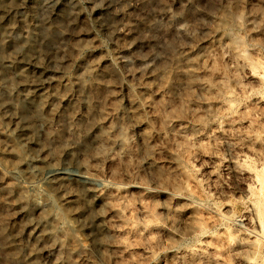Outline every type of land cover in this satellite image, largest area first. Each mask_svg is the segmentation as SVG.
I'll return each instance as SVG.
<instances>
[{
    "label": "rangeland",
    "instance_id": "374dc122",
    "mask_svg": "<svg viewBox=\"0 0 264 264\" xmlns=\"http://www.w3.org/2000/svg\"><path fill=\"white\" fill-rule=\"evenodd\" d=\"M36 1L10 0L18 9L7 15L13 29L0 54L12 60L32 36L33 64L61 84L62 110L75 104L80 120L92 114L80 101L75 78L86 67L108 70L111 93L93 118L120 122L127 141L113 145L108 158L98 156L91 139L75 153L104 196L107 244L102 255L94 232L79 226L86 216H72L69 225L86 253L71 259L264 264V0H54L49 7L42 4L48 0ZM61 10H70L64 32L45 35L43 22H55ZM232 36L238 40L233 46ZM75 38L81 45L72 52ZM176 53L187 57L178 69ZM164 68L166 78L158 75ZM28 89L13 84L6 92L15 101ZM14 123L0 128V149ZM63 125L64 115L51 121L54 129ZM67 158L62 156V169L76 190L82 183ZM8 183L26 185L33 202H0L4 231L25 225L15 240V261L0 229V264H28L30 247L36 264H59L63 250L56 240L27 236L43 226L46 185L40 178L28 185L0 164V188ZM66 228L58 221L55 233Z\"/></svg>",
    "mask_w": 264,
    "mask_h": 264
},
{
    "label": "bare ground",
    "instance_id": "6f19581e",
    "mask_svg": "<svg viewBox=\"0 0 264 264\" xmlns=\"http://www.w3.org/2000/svg\"><path fill=\"white\" fill-rule=\"evenodd\" d=\"M53 1L48 0L42 4L49 7ZM9 3L10 0H0V48L4 46V40L13 29L10 22L6 20L7 15L18 9L17 5L11 6L8 5ZM36 3V0H31V4L36 5ZM68 15L70 10H61L55 22H43L42 29L45 35L57 34L59 38L64 32ZM224 22L225 18L220 20V23L224 24ZM230 41L232 46L238 43L233 36L230 37ZM79 45H81L79 39L75 38L70 45L71 51L73 52ZM34 48V39L28 36L21 50L15 53L12 60L0 54V128L5 122L7 124L10 120H15L13 133L8 134L6 149H0V164L8 168L13 175L21 174L28 185L34 184L37 178L43 181L46 185L45 200L47 201V207L40 212L43 226L37 231L30 229L27 236L34 242L56 240L63 250V257L59 264H77L71 258L85 255L86 245L75 237L74 230L69 225L72 216H86V221H83V224L79 223V226L94 232L93 239L102 255L105 253L107 243L104 239L105 216L101 206L104 196L101 191L91 185L96 178L89 173L87 165L75 157V153L85 149L91 139L94 140L98 156L108 158L113 145L123 147L127 141L120 122L106 123L103 115L97 117L98 119L93 118L94 114L102 108L101 100L108 98L111 93L106 88V82L110 78L108 70L95 71L86 67L75 78L74 84L80 101L87 108V112L92 114L90 120H80L74 116L75 104L62 110L60 103L65 95L62 94L61 84L46 78V70L42 65L33 64ZM186 58L185 54L176 53L172 57V63L178 69L179 64L187 61ZM166 69L158 71V75L166 78L168 74ZM16 76L20 79L15 80ZM13 84L25 85L29 88L15 101L9 98L6 92L8 86ZM114 108L117 110L118 105L115 104ZM101 113L104 112L101 111ZM62 115L66 119V125L52 128V119L60 118ZM75 128L79 129V134L76 133L77 131H72ZM65 134L70 135L69 142ZM67 155L69 158L66 165L78 171L76 179L82 183L78 190L73 189L74 181H70L62 169V156ZM26 187V185L14 183L4 185L0 188V202L13 204L25 201L31 204L33 198L26 194ZM56 196L59 198L58 203L55 201ZM58 221L66 222L67 228L57 235L55 225ZM5 226L6 224H1V233L7 247L13 249L9 256L10 260L15 261L18 259L17 251L14 249L15 240L25 225L17 229L13 228L11 232L4 231ZM30 253L28 264H36L35 248L30 247Z\"/></svg>",
    "mask_w": 264,
    "mask_h": 264
}]
</instances>
